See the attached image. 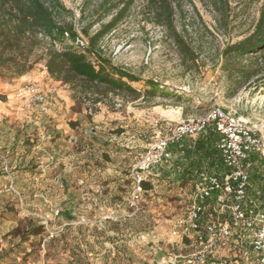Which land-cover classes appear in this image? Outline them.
I'll use <instances>...</instances> for the list:
<instances>
[{"label": "rangeland", "instance_id": "374dc122", "mask_svg": "<svg viewBox=\"0 0 264 264\" xmlns=\"http://www.w3.org/2000/svg\"><path fill=\"white\" fill-rule=\"evenodd\" d=\"M104 1L61 0L66 9L61 15V20L71 22L88 41V36L96 32L114 13L113 8L108 13L104 12ZM261 2L256 0L174 1L175 29L183 36L185 42V46L180 47L174 43L168 29L151 21L145 0H134L126 16L100 39L97 47L102 50L106 58L111 59L114 65L140 79L131 85L140 89L143 94L134 100L124 93L100 94L93 89L82 90V86L72 88L69 85L75 102L73 110L77 114L75 118L71 115L70 119L68 117L61 119V122L64 121L71 128L67 134L51 135L48 139L50 143L47 150L53 154L52 177L58 176V181L61 182L63 173L58 174L65 170L64 173L70 175L69 182L76 184L79 167L115 166L114 157L109 152L108 143L105 142L110 135H114L115 131L120 133V130L125 128L115 127L117 117L128 121L122 123L123 126L128 127V137L140 135L144 137L143 151L134 155L131 161L127 160L130 165L128 162L124 164L129 169L127 174L120 178L124 179L126 176L125 180L120 181L124 190V183L132 184V167L147 151L149 145L158 136L166 133L169 124L198 116L214 106L236 110L240 107L237 102L243 96L249 101L255 96L264 97V51L248 54L233 61L222 55L223 49L228 44L243 39L254 30ZM82 28H87L89 35H83ZM32 58L38 60L33 68H38L37 65L43 63L42 49H37ZM255 69L258 70V75L245 80L244 75L249 70ZM24 80L20 76L9 80L0 78V97L5 98L6 93H13L14 88L23 84ZM147 80L154 81L161 92L150 93L145 83ZM262 117L264 118V112ZM93 138L95 139L92 143L90 140ZM54 141L57 143L54 144ZM86 142L90 145L82 148V144ZM178 147L175 145L172 149L174 154L177 153ZM82 149L87 151L82 154L80 153ZM101 150H106L108 153ZM2 157L5 158V163ZM39 161L41 159L36 158L35 167L44 165ZM0 162V169L4 171V164L9 169L6 156L0 155ZM188 168L189 166L184 167L183 162L178 158L165 163L160 170H157L160 175H157L156 169L149 173L144 181L147 183L144 187V200L137 203V208H133L134 214L144 210V228L168 231L174 219L185 210L193 179L186 171ZM105 174L108 173L95 175L96 181L92 177L90 182L99 184L103 182L104 177L110 178L111 175ZM7 176L11 179V174L8 173ZM49 180L51 181L50 178ZM53 196L55 200H61L60 191L54 190ZM57 209H54L53 213L56 214ZM18 210L24 212L22 207ZM39 211L40 209H37L34 213H25L26 216L33 217L34 221L29 222L28 217H22L18 225L9 228L7 233L18 235L21 239L29 232L37 233L38 235L29 244L36 248L42 244L47 245V248H53V251H50V264H96L97 255L78 257L75 248L78 239L89 242L90 245L104 241L103 238H87L92 235L84 234L88 229L92 230L93 222L86 224L85 228L76 223L48 219ZM27 238L30 239L31 236ZM134 256L133 248L132 257L135 259Z\"/></svg>", "mask_w": 264, "mask_h": 264}, {"label": "crops", "instance_id": "0c3cea01", "mask_svg": "<svg viewBox=\"0 0 264 264\" xmlns=\"http://www.w3.org/2000/svg\"><path fill=\"white\" fill-rule=\"evenodd\" d=\"M37 66L38 68H33L20 77L25 79L24 83L37 82L42 87L48 100L45 112H40L35 106L14 98L13 93H6L5 98L0 97V155L7 157L8 170L11 174L10 179L6 172L0 169V264L51 263L49 259L53 248H47V245L43 244L36 248L29 244L38 235L37 233L26 234L23 238L27 239L26 241L18 235L7 233L9 228L18 225L22 217H28L27 220L33 222V217L30 218L25 213L31 214L37 209H40L39 212L48 219L76 223L85 228L86 224L93 222L92 230L88 229L84 234L92 235L87 238H103L104 241L90 245L89 242L79 240L77 237L75 248L78 257L97 255L96 264H185L179 255L187 254L192 250L191 240L170 234L179 215L172 225L170 224L168 231L144 228V210L135 214L133 212L135 208L132 205L133 181L132 184L124 183L125 189L122 190L120 181L125 180L126 176L124 179L120 178L129 171L124 164L128 162L130 165L131 158L144 149L142 135L127 136L128 127L123 126L122 123L128 121L116 117L115 127L125 128L120 130V133L115 131L114 135H110L105 142L108 143L109 152L114 157L115 166L79 167L76 184L69 182L70 175H66L65 170L58 174L63 173L61 182L58 181V176L52 177L53 154L47 150L50 143L48 139L51 135L67 134L71 128L64 121L61 122V119L63 117L70 119L71 115L75 118L77 113L73 110L75 102L69 84L51 78L44 63ZM261 101L264 102L263 96H255L251 101L245 100L243 96L237 102L240 107L234 111L236 115L246 118L255 115L262 117L264 107L260 111L257 109ZM91 130L94 131L92 128ZM94 139L90 141L94 142ZM197 140L198 136L182 141L177 153H173V160L179 158L184 167L189 166L186 171L191 177L195 176L194 174H197L202 166L207 165L206 161H200L194 154V143ZM53 143L56 144L57 141ZM88 144L90 145L89 142L83 143L82 148H87ZM173 148L174 146L171 150ZM86 151L87 149H82L80 153ZM101 152L107 151L101 150ZM36 158H40L44 165L35 167ZM207 167L209 170L210 165ZM255 169L253 165L250 168L251 193L257 202H260L263 201L264 187L258 170ZM101 170L102 173L107 172L111 175L110 178L104 177L103 182L99 184L90 182L92 177L96 181L95 175H102ZM108 174L105 175L109 176ZM157 175H160V172H157ZM54 190L61 192V200H55ZM143 198L144 185L143 192L136 201V208L137 203L144 200ZM19 207H22L24 212H20ZM56 208L58 212L55 214L53 211ZM25 229L29 230L27 227ZM78 230L80 231L79 226ZM29 235L30 239L27 238ZM133 248L136 260L132 257ZM209 264H257V262L251 258L246 259L240 254L237 239L234 237L220 247L219 254Z\"/></svg>", "mask_w": 264, "mask_h": 264}, {"label": "built area", "instance_id": "2783aa9c", "mask_svg": "<svg viewBox=\"0 0 264 264\" xmlns=\"http://www.w3.org/2000/svg\"><path fill=\"white\" fill-rule=\"evenodd\" d=\"M74 45L85 48L88 41L79 34ZM13 96L40 112L47 110L46 94L37 82L16 86ZM263 107L261 101L257 109ZM207 132L214 135L210 144L215 154L208 158L213 163L209 170L207 165L202 166L194 174L187 206L170 232L191 240L192 250L179 257L185 264H209L220 247L235 237L244 258L264 264V190L263 201L257 202L251 193L250 174L251 166L256 165L264 187V118L260 115L246 118L231 108L214 106L203 114L169 124L166 133L149 145L131 169L132 205L136 207L149 173L173 161L172 146H181L182 141ZM4 171L9 173L6 164Z\"/></svg>", "mask_w": 264, "mask_h": 264}, {"label": "trees", "instance_id": "16d2710c", "mask_svg": "<svg viewBox=\"0 0 264 264\" xmlns=\"http://www.w3.org/2000/svg\"><path fill=\"white\" fill-rule=\"evenodd\" d=\"M176 0H145L148 16L153 23L168 29L177 46L184 47L183 36L174 25V7ZM254 1V0H252ZM261 2L259 17L254 30L243 39L228 44L222 55L235 60L248 54L264 51V0ZM134 0H105L104 12L115 9L111 18L92 35L82 28L88 36V45L80 48L74 45L79 32L71 22L62 19L66 11L61 0H0V78L11 79L30 71L38 62L32 58L37 49H42L43 63L51 78L68 83L72 88L82 86V90H94L100 94H128L132 99L140 97L142 91L131 85L140 79L129 71L116 66L110 58L102 54L97 47L100 39L113 29L126 16ZM258 70H249L245 80L258 75ZM144 83V81H143ZM148 91L154 94L158 85L145 81ZM147 91V90H146ZM214 135L207 132L198 136L194 154L200 161H208L215 154L210 142ZM147 183L143 182L142 186Z\"/></svg>", "mask_w": 264, "mask_h": 264}]
</instances>
